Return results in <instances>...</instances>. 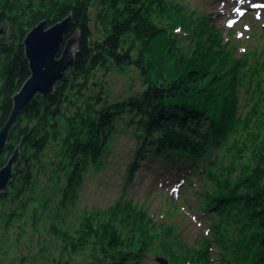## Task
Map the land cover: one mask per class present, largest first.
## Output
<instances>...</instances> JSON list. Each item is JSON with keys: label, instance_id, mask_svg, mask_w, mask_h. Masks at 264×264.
Here are the masks:
<instances>
[{"label": "trees", "instance_id": "obj_1", "mask_svg": "<svg viewBox=\"0 0 264 264\" xmlns=\"http://www.w3.org/2000/svg\"><path fill=\"white\" fill-rule=\"evenodd\" d=\"M181 7L169 0H0V24L13 27L12 38L0 42V130L10 119L13 96L30 77L22 46L27 33L42 21L51 27L69 15L67 38L81 33L80 52L66 79L53 94L37 97L11 131L1 163L19 144L22 160L0 197L5 212L17 211L14 204L28 190L36 196L40 174L62 186L58 210L68 211L85 171L103 166L118 123L128 114L137 140L129 181L144 157L161 160L166 171L185 169L199 210L212 214L219 264H264V46L254 45L238 58L237 41L222 44L221 34L203 28L202 18ZM164 18L174 22L170 29ZM189 20L200 32L193 30L196 48L185 54L175 30ZM131 67L142 76L143 90L108 104L99 75ZM164 71L170 74L165 77ZM35 202L46 209L51 201ZM129 202L117 203L108 214L86 216L74 233L58 216L49 232L64 244L59 261L92 240L104 256L96 264H142L158 241L171 264H214L210 240L200 250L190 249L175 236L176 227L161 224L156 231L148 214ZM120 221L128 234L116 227Z\"/></svg>", "mask_w": 264, "mask_h": 264}, {"label": "rangeland", "instance_id": "obj_2", "mask_svg": "<svg viewBox=\"0 0 264 264\" xmlns=\"http://www.w3.org/2000/svg\"><path fill=\"white\" fill-rule=\"evenodd\" d=\"M169 2L182 6V10L185 8L192 11L197 20L202 18L201 21L207 23L203 28L210 26L214 34L222 35V44L237 41L238 58L254 45L264 46V0H169ZM162 24L169 28L174 22L164 18ZM191 24L193 23L189 20L188 25L175 30L180 37L179 47L185 54L196 48L197 39L193 36V30L200 32L196 24ZM154 73L153 78L157 79ZM162 73L165 77L170 74L168 71ZM98 80L104 84V96L108 104L122 102L143 90V78L136 67L128 68L124 72L113 71L107 76L101 73ZM129 120V115L126 114L124 120L118 123L117 133L110 143L108 153L103 157V166L99 169L90 166L85 171L77 201L74 204L68 202V211L58 210L62 198L59 189L62 186L49 180V175L40 174L37 177L35 192L38 196L36 198L34 195L30 196L28 190V193L18 200L20 204L17 206L26 205L24 218L18 214L9 229H5L4 223L0 225V259L6 264L14 263V260L17 262L15 264H18L22 257L32 258L34 252L32 248L35 250L39 248L40 259H43L39 264H54L52 263L54 259L57 260V264H65L66 260L68 264H96L97 260L102 262L104 256L99 248L96 249L97 246L92 240L69 259L68 251L65 252L59 261L60 250L64 244L55 234L49 232V229L52 225H57L60 216L65 219L64 224L67 225L69 232L74 233L86 216L95 213L108 214L107 212H112L111 208L117 203L130 201L137 209H143L148 214L151 222L156 225V231L161 224L176 227L175 236L190 249L200 250L202 248L200 245L206 239L210 240L212 245L210 244L208 249L209 259H213L214 264L221 263V251L214 242L211 228L212 214L199 210L198 197L189 184H184L185 169L166 171L161 160L153 161L144 157L140 161V169L136 172L135 178L129 181L127 168L137 150V140L133 136L134 127L127 125ZM53 155L52 152L49 153L50 157ZM197 181L196 178L193 179L196 187ZM46 199L51 201L46 209L39 207L42 203L36 205L35 201ZM21 201L24 203L21 204ZM21 210L20 208L16 212ZM20 219L23 220L21 223L16 222ZM116 227L128 234L129 229H125L121 221ZM158 244L156 241L150 246V250L144 254L142 264H159L158 257L166 258L160 254ZM44 247L46 250L43 252ZM5 253L7 255H4Z\"/></svg>", "mask_w": 264, "mask_h": 264}, {"label": "water", "instance_id": "obj_3", "mask_svg": "<svg viewBox=\"0 0 264 264\" xmlns=\"http://www.w3.org/2000/svg\"><path fill=\"white\" fill-rule=\"evenodd\" d=\"M72 15L47 27L42 21L33 27L22 42L25 59L28 62L30 77L13 96V110L10 119L0 130V196L13 184L21 163L22 144H19L7 163L2 165V156L8 147L11 131L18 116L37 98L53 94L73 68L80 52L81 33L77 31L67 38L71 28ZM13 27L7 22L0 26V39L8 38ZM159 264H170L164 257H158Z\"/></svg>", "mask_w": 264, "mask_h": 264}, {"label": "flooded vegetation", "instance_id": "obj_4", "mask_svg": "<svg viewBox=\"0 0 264 264\" xmlns=\"http://www.w3.org/2000/svg\"><path fill=\"white\" fill-rule=\"evenodd\" d=\"M0 25H2V24H0ZM13 31V30H12ZM12 31H10V34L8 35V38H5V37H2L1 39H0V42H4V41H9L11 38H12ZM2 83H3V77L0 75V87L2 86ZM0 101H1V98H0ZM17 176V175H16ZM15 181V180H14ZM14 183V182H13ZM12 186V185H11ZM10 186V187H11ZM9 187V188H10ZM9 188L7 189V191L9 190ZM38 195H36V196H33L34 198H36ZM1 197V196H0ZM22 196H19L18 197V199H20ZM22 203H24L23 201H21V204ZM15 206H14V208H18V209H22L21 211H19V212H16V211H13V212H10L11 214H8L7 212H5V211H2V205H0V225L2 224V223H4V226H5V229L7 228V229H9L10 228V226H12L13 225V223H14V221H13V219H15V217L18 215V214H20L21 216H19V217H21L22 219L24 218V216H23V214H24V211H25V208H26V205L25 206H23V205H21V206H17L18 204H14ZM9 207V206H8ZM17 209V210H18ZM7 215H9V217L10 218H6L7 217ZM3 219L5 220V222H3ZM22 219H20V220H17L16 222H18L19 221V223H21L23 220ZM10 223V225H8ZM29 247V246H28ZM33 249V254H32V258H30V259H28L27 257H22L21 259H20V262L18 263V264H39L40 263V260H43V259H40V249L38 248L37 250H35V248H32ZM46 250V248L44 247V248H42V251L44 252ZM68 253V252H67ZM4 255H7V253H5ZM15 263H17V262H15V260H14V263L12 262V263H10V264H15ZM52 263H54V264H57V260L56 259H54L53 261H52ZM65 264H68V261L66 260L65 262H64ZM0 264H6L2 259H0ZM7 264H9V263H7Z\"/></svg>", "mask_w": 264, "mask_h": 264}]
</instances>
